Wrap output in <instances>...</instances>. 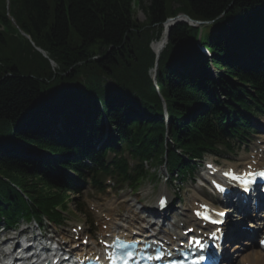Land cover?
Returning <instances> with one entry per match:
<instances>
[{"label": "trees", "instance_id": "obj_1", "mask_svg": "<svg viewBox=\"0 0 264 264\" xmlns=\"http://www.w3.org/2000/svg\"><path fill=\"white\" fill-rule=\"evenodd\" d=\"M181 13L211 23L164 30ZM248 114H264V0H0V225L62 221L85 170L133 191L145 162L184 181Z\"/></svg>", "mask_w": 264, "mask_h": 264}, {"label": "rangeland", "instance_id": "obj_2", "mask_svg": "<svg viewBox=\"0 0 264 264\" xmlns=\"http://www.w3.org/2000/svg\"><path fill=\"white\" fill-rule=\"evenodd\" d=\"M135 10H136L135 17L139 21H144L145 13L143 12V10L137 7ZM157 40H159V38ZM155 41L156 39H153L150 44L152 50H153L152 45ZM260 123H264V117L252 119V125L254 127L257 126V129H256L257 133H259L258 125H261ZM258 138L260 137H257L255 135L250 136L247 140L244 141V145L235 144L233 145L232 150H230L228 153H224L222 157H216V156L209 155L207 156L206 160L213 159L217 161L220 165H228L230 163H237L239 161L241 162L242 161L241 159H243L245 156H247V154H249L253 150V145L258 143V140H259ZM146 168H148L149 174L155 173L156 176H158V178L151 177L147 179L145 183L143 184V186L141 187L142 189L139 192L133 193L125 185L121 187V188H124L121 191L117 192L116 190L112 189L111 192L105 190V193H100V192H97L96 190H93L92 186H89V187L86 186V188L84 189V192L80 194L78 197L77 196L71 197L72 201H70L71 203L68 204L65 214H63L64 219H65L64 222H62L61 225H55V224L45 221L43 223V227L41 228V231L44 232L45 235L48 234V235L61 236V235H67L71 233V229L76 227L77 224L84 225L88 228L89 221L86 215H84V209L87 208L86 203L89 206V208L86 209V212L87 214H89V217L93 219L94 226H95V223L98 222L97 217H96V215H98V212L90 209V207L93 208V206L105 208V212H108L111 205H114L113 209L116 212L124 213L126 209V205L124 202L126 201L127 203L128 202L134 203V205L136 206L135 208H140V211H142V213H145L144 211L145 209L142 208V206H144L143 204L150 205V207L155 206L158 195L160 191L163 189L168 190L167 194L169 196V199H172V203L170 204L168 211L165 212V215L173 219V217L175 216V213H179L182 211V209L184 208V206L186 205L188 201V198L192 194L193 190H195V187H199L200 184H202L201 175L204 173L203 163L200 165H196V171H194V173L191 174L184 182L175 181L173 183H170L167 180L168 173L165 171L164 166L159 167L157 165L154 166V165L148 164ZM113 180L111 181V184L109 185L110 188L115 187V181ZM108 181H110V179H107V182L105 183H108ZM201 189H202V193L205 196L204 198L206 200L214 199V204L218 203L217 202L218 200L215 201L216 198L213 197L212 192L210 188L208 187V185H207V188L202 186ZM83 199H85L86 201L85 203ZM114 202H117V203L115 204ZM156 212H158V210ZM241 223L242 222L239 223L236 220H231L229 224L232 225V227H234V225H239V224L243 226H245V223L249 224L247 220L243 224ZM31 227L34 228L35 233L37 235L42 234L39 229L38 224L35 221H30L29 223H27L24 220L20 222V224L17 226L16 229H13V230L7 229V228L4 230L1 229L0 230V242H2L4 238L16 236L17 234H19L20 237H18L17 239L16 238L11 239V242H14V241L21 242L23 233L27 229H28V232L26 234L28 236H32L31 231H29V228ZM3 232H5L4 233L5 237H1L3 235ZM240 246L243 247V245L241 244ZM0 248L7 251V248L3 244L0 245ZM249 250H253V249H248L247 251ZM240 257L241 256H237V257L235 256L236 261L233 264H237V261L240 259Z\"/></svg>", "mask_w": 264, "mask_h": 264}, {"label": "bare ground", "instance_id": "obj_3", "mask_svg": "<svg viewBox=\"0 0 264 264\" xmlns=\"http://www.w3.org/2000/svg\"><path fill=\"white\" fill-rule=\"evenodd\" d=\"M163 48H164L163 42H161L157 45L156 49H157L158 54L161 53ZM261 140H262L263 144L255 146V148H253V151L249 155L245 156L242 159V161L240 162L242 164L243 168L246 167L248 164H251L252 160L258 161V163L261 166L264 165V136L262 137ZM237 165L238 164L229 165V166H237ZM229 166H227V167H229ZM166 193H167V190L161 191V194H163V195ZM195 201H199V202L204 201L206 203H211V202H208L205 200L204 194L202 193L201 186L195 187V190H193L192 194L188 198V201H187L186 205L184 206V208L182 209V211L179 213H175L176 218H174L173 221L168 219V217H166V215L164 217L162 213L156 212L158 209L155 207H150V205L144 204V206H142V207L145 208V210L147 212H149L148 215H145V214L141 213L140 208H135L136 206L134 205V203H130V202L127 203L126 201L124 202L126 205V209H125V214L123 215V217L126 216L127 218L122 219V218H120V216L118 215V213L116 211L114 212V209H113L114 205H111L109 213H107L104 216V217H106V219H110V221H107L106 219L104 220L102 215L98 216L99 222H102L103 224L108 225V229L103 230L101 233L103 235H105L109 231H113V229H115V228L122 229L123 230L122 233H124V231H127L130 233L133 230L137 229L138 221H143L146 225L150 226L153 230L155 227L157 228L158 226H160L159 232L162 235L168 236L167 229H169L171 226L173 228H175V230H181L180 227L178 226V222H184L187 226H191L193 223H195V221L193 219V215H192V209L194 207H196ZM121 203H122V201H121ZM221 204H222V202H221ZM262 206L264 207L263 202L260 203L259 209ZM247 208H248L247 205L241 207L242 211H246ZM195 209H197V207ZM157 215H159L161 218L164 217L163 218L164 222H166L165 226L160 225V223H161L160 219L161 218L157 217ZM156 218H157V221H155ZM250 221H251L250 222L251 224L249 223L246 226H251L252 228H258L257 225L261 224L257 218H251ZM259 229L260 228H258V230ZM234 230H236V231H234ZM257 231H255V232H257ZM234 232H236L237 236H235ZM255 232L252 233L248 230H244V229L237 230L235 228H231V229L227 230L226 237L228 238V240L231 243L233 241H237V242H236V244L231 245L230 247L229 246L226 247L227 251L225 250L226 252H224V260L226 263L232 264L235 260V256L236 257L241 256V259L237 262V264H245V263L264 264V254L255 245V241H254ZM143 233L145 235L149 234V232L147 230L143 231ZM84 235H86V233ZM141 237H143V236H141ZM141 237H139V238H141ZM246 237L251 238V240L248 239V240L242 242V240ZM62 239H65V237H62ZM50 240H53V239H50ZM9 242H11V239L6 240L5 245H7V244L9 245L10 244ZM27 242L29 243L30 241L28 240ZM50 242H53V241H50ZM240 243H241V245H243V247L240 246ZM47 244H49V243H47ZM96 245H97V243L95 241H90L89 249H94ZM244 246H249L248 248L249 249L251 248L253 250L252 251L250 250L247 252L248 249L246 248V250H245ZM8 249H11V246L8 247ZM84 249H85L84 246L80 247V250H84ZM241 253H242V255H241Z\"/></svg>", "mask_w": 264, "mask_h": 264}, {"label": "water", "instance_id": "obj_4", "mask_svg": "<svg viewBox=\"0 0 264 264\" xmlns=\"http://www.w3.org/2000/svg\"><path fill=\"white\" fill-rule=\"evenodd\" d=\"M167 22H168V24H171V25H173V24H175V23H179V22H187V23H189V24H191V25H197V24H201V23H203V22L195 21V20L191 19V18H190L187 14H185V13H182V14H180V15H177V16L174 17V18H169V19L167 20ZM168 34H169V30H168ZM168 36H169V35H168ZM38 50L42 52L41 49H38Z\"/></svg>", "mask_w": 264, "mask_h": 264}, {"label": "snow or ice", "instance_id": "obj_5", "mask_svg": "<svg viewBox=\"0 0 264 264\" xmlns=\"http://www.w3.org/2000/svg\"><path fill=\"white\" fill-rule=\"evenodd\" d=\"M225 175L232 176V175H234V174H232V173H225ZM258 175H260L261 177H264V172H261V173H259ZM221 190H223V189H221ZM160 204H161V206L163 207L164 204H165V201H164V200H161V201H160ZM198 215H199V213H198ZM219 215H223V213H219ZM189 231H191V230H189ZM193 242L196 243L197 245H199L200 247H203V245L200 243V240H199V239H197V238H193V239L189 240V243H193ZM129 255H130V254H129ZM199 259H200V260H203L204 257L201 256V257H199ZM126 264H127V262H126Z\"/></svg>", "mask_w": 264, "mask_h": 264}]
</instances>
